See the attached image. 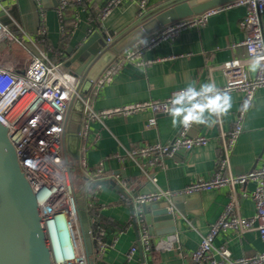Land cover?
<instances>
[{
  "label": "crops",
  "instance_id": "obj_1",
  "mask_svg": "<svg viewBox=\"0 0 264 264\" xmlns=\"http://www.w3.org/2000/svg\"><path fill=\"white\" fill-rule=\"evenodd\" d=\"M41 1L39 8L34 0H0V22L14 34L26 38V48L12 42H0V65L12 62L14 70L23 71L29 64L31 53L38 49L46 52L45 44L57 47L63 41V23L54 0ZM70 1L72 5H69L64 18L72 21L74 27L66 40L65 52L69 47H77L85 41L92 31H117L135 22L140 0H125L100 23L95 16L107 0H85L80 6L73 0ZM167 1L150 0L147 13L158 9ZM245 14L244 7L227 9L209 17L202 26L184 30L174 42L161 43L145 54L146 60L159 61L148 66L126 65L112 83L99 92L90 94V107L101 112L134 103L161 101L173 91L189 86L199 89L208 82H214L216 87H223L227 79L222 65L234 59H246V48L241 45L245 31L240 25ZM262 20L264 30V15ZM12 45L26 50L30 56L27 64L17 67L13 59H4L6 50ZM64 57L65 53L54 61L64 62ZM249 64H245L246 72L253 78L257 71L251 72ZM228 94L231 96V107L226 113H205V119L212 126L194 124L189 131L191 137L208 138L207 145L182 152L175 158H164L153 165L148 159H131L126 154L148 145H164L172 141L181 125L178 123L174 127L169 114L157 115L156 125L152 127L148 125L149 119L154 116L150 110L128 116L114 115L102 120H89L86 133L79 136L78 159H85L92 169L103 162L104 177L100 181H115L131 197H123L112 185L102 186L97 183L92 186L94 199L87 187L82 195L77 193L83 210L95 205L97 216L88 215L90 219L96 218L98 224L100 220L106 221L115 228L114 238L107 240L111 247L101 259L103 263L191 264V253L199 247L202 238L219 219L233 196L236 199L234 214L246 218L254 216V181L234 187L225 185L210 191L184 192L172 200L173 209L169 211L174 214V219H169L168 216L155 217L152 232L142 220L139 221L143 250L141 255L130 211L131 204L136 208V198L139 195L160 190L179 193L193 183L209 180L218 172L219 163L224 156L223 134H228L233 129L235 115L243 100L240 92L232 91ZM114 155H119L124 160H118ZM70 159L75 162L78 160ZM263 162L264 87H261L246 113L243 131L230 152L223 175L248 174L261 167ZM122 225H126L123 230ZM145 231L151 247L148 251L143 248L142 242ZM172 235H176L178 239L173 248L162 247L161 243ZM214 244L226 247L233 258L264 251V242L257 229L242 234L234 229H226L217 235ZM134 246L137 247V252L128 260L127 255Z\"/></svg>",
  "mask_w": 264,
  "mask_h": 264
},
{
  "label": "built area",
  "instance_id": "obj_2",
  "mask_svg": "<svg viewBox=\"0 0 264 264\" xmlns=\"http://www.w3.org/2000/svg\"><path fill=\"white\" fill-rule=\"evenodd\" d=\"M39 8L42 1L34 0ZM57 11L62 20L64 12L70 5V0H57ZM78 6L83 0H73ZM150 0H140L138 3V18L147 13ZM125 0H107L101 7L97 20L103 22L114 10L119 8ZM244 7L246 14L241 22L245 31V38L241 45L246 48V59H234L222 65L226 75V84L217 87L221 93L232 91L243 95L242 104L235 115L234 127L228 134H223L222 148L224 156L219 163V170L209 180L191 184L182 192L160 190L156 193L139 195L136 198V215L141 221V204L167 202L172 210V200L182 193L210 191L229 185L234 187L247 181H254L255 189L252 199L255 204V214L250 218L234 214L236 199L233 196L219 219L210 226L208 233L202 238L199 247L191 253V264H264V251L250 256L233 258L231 252L224 246H215L217 235L226 229H234L238 233L257 229L264 242V162L251 173L238 176H225L223 171L228 165L230 152L243 131L247 111L250 109L257 90L264 87V60L251 78L246 72V63H251L255 57L264 56V0H236L225 5L215 7L202 14L185 18L163 26L138 40L130 48L116 54L113 62L102 72L94 82L91 93H97L113 82L114 78L126 65L148 66L159 60H146V52L156 48L164 42H174L181 33L191 27L205 24L209 17L231 9ZM93 31L91 32V34ZM25 37L14 34L6 25L0 22V42H12L25 47ZM111 42V38L107 39ZM26 48V47H25ZM254 50V52H253ZM30 52V51H29ZM12 62L0 65V122L8 129L9 137L15 147L21 169L37 195L38 205L47 230H56L65 225L68 233L67 244L56 253L53 264H89L86 256L85 244L81 233L80 199L75 187V173L84 174L87 189L94 199L92 186L104 177V163L92 169L85 159L76 162L64 155L63 131L66 127L70 104L74 96H79L80 78L73 75L63 61H53L41 49L31 53L28 66L23 71L14 70ZM161 101H145L134 103L110 110L96 112L90 107L89 97L84 102L82 133H86L89 120H102L114 115L128 116L143 111H152L154 116L149 119L150 127L156 125V116L168 114V106L174 93ZM199 90V89H197ZM90 93V94H91ZM84 117H86L84 119ZM185 128L181 125L176 137L167 144H154L128 151L126 156L131 159H148L151 165L164 158H175L182 152H189L195 147L205 146L209 139L204 136L191 137L189 131L193 127ZM118 160H124L114 155ZM155 182L156 179H153ZM95 229H91L94 254L91 259L101 261L106 251L111 247L110 242L103 239L104 230L92 217ZM177 236L172 235L161 243L162 247L173 248ZM143 248L150 250L147 231L142 238ZM137 247L131 248L127 255L132 259Z\"/></svg>",
  "mask_w": 264,
  "mask_h": 264
},
{
  "label": "water",
  "instance_id": "obj_3",
  "mask_svg": "<svg viewBox=\"0 0 264 264\" xmlns=\"http://www.w3.org/2000/svg\"><path fill=\"white\" fill-rule=\"evenodd\" d=\"M233 1L236 0H168L158 9L141 18L137 17L135 22L117 31H95L77 47H69L65 52L64 65L80 78V84L79 96H74L71 101L63 131L65 160L68 162L70 158L78 159L84 102L87 101L94 82L113 62L116 54L163 26ZM54 2L58 6V1ZM108 38H111V42L107 41ZM97 184L112 185L123 197L131 198L113 180L99 181ZM130 211L138 247L143 255L139 222L133 204ZM140 211L142 222L151 232L154 230L155 217L168 216L169 219H174L167 202L144 203L141 204ZM80 216L86 256L89 264H94L91 259L94 249L90 232L96 227L85 210L80 211ZM54 258L53 246L37 195L21 169L8 129L0 122V264H53Z\"/></svg>",
  "mask_w": 264,
  "mask_h": 264
},
{
  "label": "clouds",
  "instance_id": "obj_4",
  "mask_svg": "<svg viewBox=\"0 0 264 264\" xmlns=\"http://www.w3.org/2000/svg\"><path fill=\"white\" fill-rule=\"evenodd\" d=\"M262 60L264 56L255 57L249 64V70L256 72L261 67ZM230 107L231 96L228 93H221L214 82H208L202 84L199 90L189 86L174 93L167 110L174 127L178 123L185 128L192 124H205L211 127L212 123L205 119V113L220 115L226 113Z\"/></svg>",
  "mask_w": 264,
  "mask_h": 264
},
{
  "label": "trees",
  "instance_id": "obj_5",
  "mask_svg": "<svg viewBox=\"0 0 264 264\" xmlns=\"http://www.w3.org/2000/svg\"><path fill=\"white\" fill-rule=\"evenodd\" d=\"M85 3V0H83V4ZM71 4V2H70ZM72 5V4H71ZM69 7L66 9L68 10ZM100 11V10H99ZM98 11V13H99ZM67 11L64 12V15H63V18H62V23H63V33H64V38H63V41L57 46V47H52V46H49V45H46L44 46L46 52L48 53V56L51 60H56V58H61L63 53H65V43H66V40L69 38V35L74 27L73 25V22L72 21H69L67 20V18L65 19L64 17L65 14H66ZM98 13L96 14L95 16V19L97 20V15ZM8 50V49H7ZM75 175V187H76V191L78 194L82 195L83 192L85 191V188L87 187V180L84 176V174L80 173V172H77L74 174ZM79 178V182L76 183V178ZM87 214L89 216H97V209L94 206L92 207H88L87 208ZM99 226L104 230V236H103V239L105 241L107 240H110V239H113L114 238V235H115V228L110 225L108 222L106 221H101L99 222ZM126 225H122L121 229L123 230L125 228ZM95 264H105L103 263L102 261H95Z\"/></svg>",
  "mask_w": 264,
  "mask_h": 264
},
{
  "label": "rangeland",
  "instance_id": "obj_6",
  "mask_svg": "<svg viewBox=\"0 0 264 264\" xmlns=\"http://www.w3.org/2000/svg\"><path fill=\"white\" fill-rule=\"evenodd\" d=\"M8 58L13 59V62L17 67H21L22 65L27 64L30 59V56L26 52V50L22 49L19 46L12 45L8 48V50H6L5 53L4 59ZM76 179V183L80 181L78 177Z\"/></svg>",
  "mask_w": 264,
  "mask_h": 264
},
{
  "label": "bare ground",
  "instance_id": "obj_7",
  "mask_svg": "<svg viewBox=\"0 0 264 264\" xmlns=\"http://www.w3.org/2000/svg\"><path fill=\"white\" fill-rule=\"evenodd\" d=\"M65 225H62L60 227H57L56 230H53L51 228L48 229V233L51 239V243L53 246L54 254L62 248L64 244H67V235L68 233L64 229Z\"/></svg>",
  "mask_w": 264,
  "mask_h": 264
}]
</instances>
